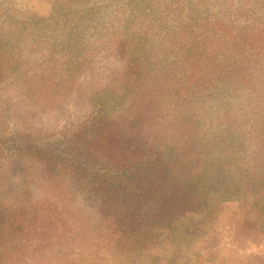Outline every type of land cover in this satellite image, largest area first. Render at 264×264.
Returning a JSON list of instances; mask_svg holds the SVG:
<instances>
[{
    "label": "trees",
    "instance_id": "1",
    "mask_svg": "<svg viewBox=\"0 0 264 264\" xmlns=\"http://www.w3.org/2000/svg\"><path fill=\"white\" fill-rule=\"evenodd\" d=\"M116 1L126 58L117 90L52 138L0 133L10 157L2 196L30 198L25 156L73 176L114 218L113 244L144 242L181 216L207 217L211 192L244 194L264 215V0ZM1 50L0 91L19 78ZM14 173L23 175L15 187Z\"/></svg>",
    "mask_w": 264,
    "mask_h": 264
},
{
    "label": "rangeland",
    "instance_id": "2",
    "mask_svg": "<svg viewBox=\"0 0 264 264\" xmlns=\"http://www.w3.org/2000/svg\"><path fill=\"white\" fill-rule=\"evenodd\" d=\"M116 3L0 0V50L6 66L19 73L0 91V133L52 138L82 121L94 99H110L106 90H117L113 80L126 64L116 46L122 16ZM163 51L156 48L159 63ZM9 158L0 152V174ZM23 159L30 198L0 193V264H264V215L244 194L211 192L215 210L207 217L181 216L144 242L113 244L114 218L73 176ZM21 175L14 173V187Z\"/></svg>",
    "mask_w": 264,
    "mask_h": 264
}]
</instances>
